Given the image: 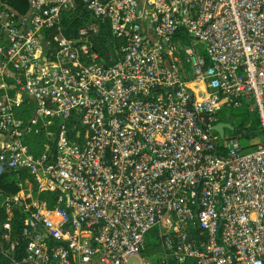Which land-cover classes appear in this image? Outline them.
Masks as SVG:
<instances>
[{
	"label": "built area",
	"instance_id": "obj_1",
	"mask_svg": "<svg viewBox=\"0 0 264 264\" xmlns=\"http://www.w3.org/2000/svg\"><path fill=\"white\" fill-rule=\"evenodd\" d=\"M4 172V264H264V0H0Z\"/></svg>",
	"mask_w": 264,
	"mask_h": 264
},
{
	"label": "trees",
	"instance_id": "obj_2",
	"mask_svg": "<svg viewBox=\"0 0 264 264\" xmlns=\"http://www.w3.org/2000/svg\"><path fill=\"white\" fill-rule=\"evenodd\" d=\"M12 4L18 9H23L25 7V0H11ZM78 10H71L66 12L62 18V28L67 35H73L76 33L77 27L80 24L81 18L78 16ZM97 48L102 54L106 61H111L108 57L110 53H113L112 48L113 40L107 46L98 41L96 43ZM115 46L117 43L115 42ZM111 48V49H109ZM111 50V51H110ZM229 110V111H228ZM228 111L230 114L224 115ZM229 121L232 123L233 128H229L231 131L228 136H241V137H252L255 135L262 134L260 125L256 114L250 113L245 105L238 107H230L228 109H223L218 112L216 121ZM215 121V122H216ZM40 140L39 137L32 135L30 137V145L32 149L35 150L36 143ZM22 174H26L22 171ZM18 189L15 181L9 177L8 172H4L0 175V233H1V222L3 219V208L1 206V200L4 195H9ZM38 196L45 198L48 201V205H53L55 203V193L52 191L42 190L38 193ZM24 212L19 207L15 208L14 218L12 220V235L17 237L19 240V246L15 249V255H20L23 252L24 239L20 236L19 231L23 225ZM153 248V247H151ZM7 261V257L0 252V264H4Z\"/></svg>",
	"mask_w": 264,
	"mask_h": 264
},
{
	"label": "water",
	"instance_id": "obj_3",
	"mask_svg": "<svg viewBox=\"0 0 264 264\" xmlns=\"http://www.w3.org/2000/svg\"><path fill=\"white\" fill-rule=\"evenodd\" d=\"M203 120H202V127H204L205 123L208 121V116L206 113H203ZM213 129H215L219 135L223 136L224 132H225V129L226 128H233V125L231 122L229 121H218L216 123H214L213 125Z\"/></svg>",
	"mask_w": 264,
	"mask_h": 264
},
{
	"label": "rangeland",
	"instance_id": "obj_4",
	"mask_svg": "<svg viewBox=\"0 0 264 264\" xmlns=\"http://www.w3.org/2000/svg\"><path fill=\"white\" fill-rule=\"evenodd\" d=\"M229 111V110H228ZM228 111H226L225 113H224V115H229L230 113L228 112ZM250 112V111H249ZM250 113H254L255 114V112H250ZM230 129L229 128H226L225 129V134L226 135H228L229 133H230ZM243 138V141L244 142H254L255 140H258L259 138H260V135H255V136H252V137H242ZM16 183V182H15ZM16 185H17V183H16ZM17 187H18V185H17ZM137 264L138 263V257L137 256H131L130 258H129V264Z\"/></svg>",
	"mask_w": 264,
	"mask_h": 264
}]
</instances>
